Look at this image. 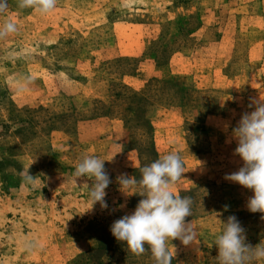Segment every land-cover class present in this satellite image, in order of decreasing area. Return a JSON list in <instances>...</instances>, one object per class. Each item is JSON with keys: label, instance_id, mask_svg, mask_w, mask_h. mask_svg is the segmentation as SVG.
<instances>
[{"label": "rangeland", "instance_id": "374dc122", "mask_svg": "<svg viewBox=\"0 0 264 264\" xmlns=\"http://www.w3.org/2000/svg\"><path fill=\"white\" fill-rule=\"evenodd\" d=\"M7 3L0 26L16 30L0 37V264H156L110 226L145 192H123L117 178L139 181L169 152L185 172L172 191L192 201V239L168 242L172 264H219L229 216L246 243L264 242L251 190L225 179L243 166L234 129L264 103V0H56L47 13ZM85 156L105 160L107 209L74 175Z\"/></svg>", "mask_w": 264, "mask_h": 264}, {"label": "clouds", "instance_id": "9594fccd", "mask_svg": "<svg viewBox=\"0 0 264 264\" xmlns=\"http://www.w3.org/2000/svg\"><path fill=\"white\" fill-rule=\"evenodd\" d=\"M55 4L56 0H19L20 8H34L40 13L49 12ZM7 7V0H0V13L5 12ZM15 30V24L8 21L0 26V37ZM234 135L237 138L234 152L243 161V166L226 175L225 179L251 190L247 209L264 214V103L258 102L255 110L242 114ZM104 161L96 156H85L77 164L74 175L92 181V205L99 202L101 208L107 209L105 189L112 181ZM140 172L139 181L127 174L117 178L121 191L139 184L145 192L140 195L143 198L131 214L111 224V234L117 241L124 242L134 255L144 254L147 245L156 264H172L174 256L168 242L180 240L188 245L192 239L188 234L189 222H186L191 214V198L181 197L172 191V185L185 173L183 160L177 152H169L143 166ZM35 179L36 176L29 173L25 177L28 183H34ZM223 225L214 242L219 264H250L254 259L264 260V242L255 246L246 243L245 230L235 216H229Z\"/></svg>", "mask_w": 264, "mask_h": 264}, {"label": "trees", "instance_id": "16d2710c", "mask_svg": "<svg viewBox=\"0 0 264 264\" xmlns=\"http://www.w3.org/2000/svg\"><path fill=\"white\" fill-rule=\"evenodd\" d=\"M158 66H161V64H160V63H158ZM140 100H142V98H141Z\"/></svg>", "mask_w": 264, "mask_h": 264}]
</instances>
